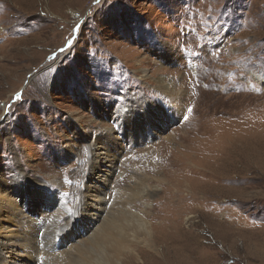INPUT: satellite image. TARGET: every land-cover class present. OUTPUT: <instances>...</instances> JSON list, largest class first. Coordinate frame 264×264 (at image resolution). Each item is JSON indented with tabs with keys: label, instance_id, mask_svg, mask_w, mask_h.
Segmentation results:
<instances>
[{
	"label": "rangeland",
	"instance_id": "1",
	"mask_svg": "<svg viewBox=\"0 0 264 264\" xmlns=\"http://www.w3.org/2000/svg\"><path fill=\"white\" fill-rule=\"evenodd\" d=\"M0 179L60 232L39 264L112 228L121 264H264V0H0Z\"/></svg>",
	"mask_w": 264,
	"mask_h": 264
},
{
	"label": "bare ground",
	"instance_id": "2",
	"mask_svg": "<svg viewBox=\"0 0 264 264\" xmlns=\"http://www.w3.org/2000/svg\"><path fill=\"white\" fill-rule=\"evenodd\" d=\"M162 87L167 93L174 92L171 86L164 85ZM181 97L183 98L182 94L175 96L176 100H182ZM124 116H126L125 111H120V113L116 115L117 122L120 123ZM100 139L101 136L98 137L95 143V150L92 152L91 157L93 165H96L94 170L98 173L95 172L96 178L91 186L88 185L85 193L92 196L93 199H97V202L85 201L84 207L81 209V214L90 218H93V216L96 214L98 215L102 211L104 200L99 197V191L108 183V178L116 167V155H113V158L110 157L111 153L108 143L103 142L99 145ZM191 171H193V168ZM192 178L196 179V175ZM24 180L27 184V181H30L26 177ZM183 180L187 181V179ZM17 182L18 180L16 181L14 178L11 183V186L16 192H33L30 191V187L26 184H19V186H17ZM0 183V264H39L42 258L38 257V255H40L38 253L42 251L41 254H50L51 251L53 252V250H56V239H59L60 232L56 228V225H48L49 220L47 222H43L42 220L38 222L37 219L33 218L30 214L27 215L23 208L26 203H18L17 199L11 194L10 186L5 180L0 179ZM195 192L196 191H192L193 195H182L181 191L178 190L175 195H178V199L182 200L190 196L196 201L199 198ZM99 217L100 216H98V218ZM95 218L96 217H94V219ZM47 225L49 227H47ZM108 225L111 224H107V227H109ZM116 226L117 225H115V227ZM43 229L44 232L41 234ZM113 229L114 228H112V230L105 229L100 233L98 232L99 234L92 239L91 243H84L80 248H74L70 251L67 250V253L64 252L65 254L55 256L58 260L64 263L68 262V264H75L74 261H77L76 264H121L119 262V250L124 244L125 238L121 236L122 233L120 235L118 231L115 232ZM40 235H42V237ZM39 237H41V241H39ZM64 237L65 239L69 238V236L65 235ZM41 242L44 243V247L41 246ZM74 254L78 256L77 259L73 256ZM132 256L133 255H129L126 262L133 260V258H131Z\"/></svg>",
	"mask_w": 264,
	"mask_h": 264
}]
</instances>
